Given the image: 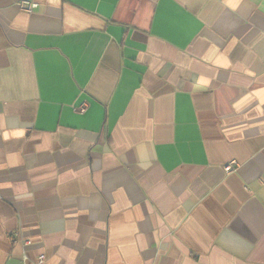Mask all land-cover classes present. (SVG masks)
Masks as SVG:
<instances>
[{"label": "crops", "instance_id": "obj_1", "mask_svg": "<svg viewBox=\"0 0 264 264\" xmlns=\"http://www.w3.org/2000/svg\"><path fill=\"white\" fill-rule=\"evenodd\" d=\"M20 1L0 264H264V0Z\"/></svg>", "mask_w": 264, "mask_h": 264}, {"label": "built area", "instance_id": "obj_2", "mask_svg": "<svg viewBox=\"0 0 264 264\" xmlns=\"http://www.w3.org/2000/svg\"><path fill=\"white\" fill-rule=\"evenodd\" d=\"M19 8L23 11H32L35 7H36V3L35 2H32L30 0H21L19 3ZM237 166V163L235 161H232L230 163H228L227 165L224 166V170L226 172H230L232 171L235 167ZM44 255H40L38 257L39 259V263H42L44 261Z\"/></svg>", "mask_w": 264, "mask_h": 264}]
</instances>
